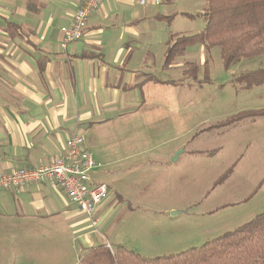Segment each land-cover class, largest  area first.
<instances>
[{
  "label": "crops",
  "instance_id": "obj_1",
  "mask_svg": "<svg viewBox=\"0 0 264 264\" xmlns=\"http://www.w3.org/2000/svg\"><path fill=\"white\" fill-rule=\"evenodd\" d=\"M84 1L0 0V174L51 163L62 155L65 141L74 133L83 137L90 152L91 135L112 127L122 135L123 149H128L133 138L124 135L130 125L125 120L143 108L145 113L168 111L170 85L182 84L187 78L184 62L180 63L188 54L186 49L165 64L171 35L166 36L160 23L168 25L173 17L165 6L174 0H160V4L145 0V6L140 0H102L87 20L82 39L62 48L61 29L69 26ZM153 22L158 23L153 25L155 30ZM175 69H181V76L171 74ZM187 103L178 98L172 104L184 111ZM260 117L264 116L239 122ZM214 152L183 149L189 156L211 157ZM237 162L213 183L214 189L231 182ZM260 175L241 203L264 193V172ZM100 216L98 226L105 214ZM94 233L87 218L50 183L0 188L4 245L16 239L23 241V248L31 237L53 241L57 248L59 240L69 238L71 259L64 262L78 264L81 257L76 250L85 253L98 245L111 248L100 235L93 237ZM19 252V248H0V264H15ZM52 252L56 256L57 251Z\"/></svg>",
  "mask_w": 264,
  "mask_h": 264
},
{
  "label": "rangeland",
  "instance_id": "obj_2",
  "mask_svg": "<svg viewBox=\"0 0 264 264\" xmlns=\"http://www.w3.org/2000/svg\"><path fill=\"white\" fill-rule=\"evenodd\" d=\"M204 7V0H174L165 6L173 15L168 25L160 23L166 36L200 33L205 26ZM157 24L153 22L152 28ZM185 51L188 54L180 63L184 62L187 78L170 85L169 110L145 113L143 108L125 120L130 125L124 135L133 138L128 149H123L122 135L112 127L91 135L90 152L97 165L94 179L109 187L98 210V215L105 214L103 223L93 237L106 239L112 253L123 247L146 260L175 256L264 213V193L241 203L264 172V117L199 133L242 112H264V85L245 88L236 80L240 74L264 69V55L240 59L226 70L217 46L205 49L192 44ZM178 72L181 76V69L171 74ZM178 98L189 102L184 111L172 104ZM183 149L215 152L211 157L189 156ZM127 153L136 155L124 158ZM235 161L238 168L231 182L214 189L213 183ZM6 242L0 239V248H19L15 264H54L55 260L68 264L64 261L71 259L69 238L59 240L57 248L53 241L31 237L23 248L21 240ZM54 250L56 256L49 254Z\"/></svg>",
  "mask_w": 264,
  "mask_h": 264
},
{
  "label": "trees",
  "instance_id": "obj_3",
  "mask_svg": "<svg viewBox=\"0 0 264 264\" xmlns=\"http://www.w3.org/2000/svg\"><path fill=\"white\" fill-rule=\"evenodd\" d=\"M204 4V29L192 36L172 34L167 42L165 64L192 44L205 49L219 47L226 70L240 59L264 55V0H204ZM236 80L245 88L262 86L264 69L240 74ZM259 116H264V112H242L205 131ZM78 264H264V213L199 248L175 256L146 260L123 247L112 253L106 245H98L88 249Z\"/></svg>",
  "mask_w": 264,
  "mask_h": 264
},
{
  "label": "built area",
  "instance_id": "obj_4",
  "mask_svg": "<svg viewBox=\"0 0 264 264\" xmlns=\"http://www.w3.org/2000/svg\"><path fill=\"white\" fill-rule=\"evenodd\" d=\"M102 0H85L75 11L69 26L61 29V47L80 41L87 20L99 9ZM160 4V0H155ZM139 4L145 6V0ZM96 164L84 146L81 135L74 133L65 141L62 155L51 163L30 169H18L0 174V188H18L26 184L50 183L62 191L76 209L82 213L96 231L101 216L98 210L106 200L109 187L94 179ZM111 250L109 246H107Z\"/></svg>",
  "mask_w": 264,
  "mask_h": 264
}]
</instances>
